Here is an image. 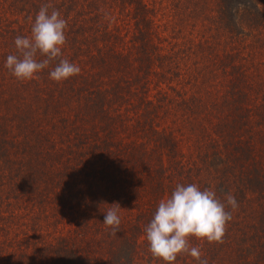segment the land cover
<instances>
[{"label":"trees","instance_id":"1","mask_svg":"<svg viewBox=\"0 0 264 264\" xmlns=\"http://www.w3.org/2000/svg\"><path fill=\"white\" fill-rule=\"evenodd\" d=\"M44 4L67 21L58 59L81 71L51 80L57 59L32 79L17 80L6 58L18 55L14 39L30 36ZM261 54L264 60V0H0V249L8 246L0 264H166L148 251L144 229L163 196L192 183L221 202L231 193L238 203L226 206L232 218L222 242L205 240L202 259L264 264ZM218 81L220 90L207 89ZM188 85L215 92V120L206 118L199 96L181 92ZM72 102L54 130L60 103ZM164 102V114L179 106L192 118L172 114L167 127L158 128L153 117ZM121 106L124 111L109 112ZM124 119L127 130L120 134L115 129ZM177 122L189 125L181 133L191 145L210 147L196 158L189 146L183 150ZM26 181L39 187V204L54 201L57 218L70 216L72 232L51 234L39 245L7 232L17 217L5 211L27 190ZM113 203L121 207L115 234L103 224ZM176 259L189 264L182 253Z\"/></svg>","mask_w":264,"mask_h":264},{"label":"clouds","instance_id":"2","mask_svg":"<svg viewBox=\"0 0 264 264\" xmlns=\"http://www.w3.org/2000/svg\"><path fill=\"white\" fill-rule=\"evenodd\" d=\"M66 27L67 21L57 9L48 4L42 5L35 16L30 36H17L14 39L18 55H8L5 68L17 80L32 79L61 56ZM38 55L45 59L38 61ZM80 71L79 66L68 59H58L49 72V79L62 82ZM226 206L232 209L238 207L231 193L226 195V202H221L214 191L201 190L195 183L177 184L171 194L159 202L144 229L148 251L153 258L161 259L166 264H172L181 253L190 255L198 264H208L207 259H202L200 248L190 245L189 238L195 237L209 243L222 242L226 224L232 218ZM120 208L118 203H113L104 213L103 224L110 227L113 234L119 230Z\"/></svg>","mask_w":264,"mask_h":264},{"label":"rangeland","instance_id":"3","mask_svg":"<svg viewBox=\"0 0 264 264\" xmlns=\"http://www.w3.org/2000/svg\"><path fill=\"white\" fill-rule=\"evenodd\" d=\"M261 56H262L261 60L264 61L263 60V54H261ZM257 57L260 58L259 55ZM261 70H264V69L261 68ZM221 77H222V75H219L216 78L219 79ZM224 79H225V77H222L220 81H223ZM220 81H218V83H216L215 85H213V84L208 85L207 89H209L211 91H213L214 89L217 91L220 90L221 89ZM148 82L150 85V90H149L148 94H149V97H153V95L155 96V94H156L155 85H152V82H153L152 79H149ZM222 86H223V84H222ZM168 91H171V90H168ZM171 92H174V91H171ZM181 92H183V93L185 92L186 96L189 95L190 93H193V94H196L197 96H199V101L202 103L201 107L202 106L204 107V113H205L206 118L209 119V122L211 119L215 120V117H214L215 110L211 107V102H210V100L212 98H215V96H214L215 92H207V90L206 91H193V90H191L190 85H188L186 87V91H181ZM176 95H178V94H176ZM174 98L177 99L178 97H174ZM72 105H74L73 102H72V104H69V105H66L64 103H60L61 112L56 113L54 115V117L52 118L53 122H54V126H55L54 130L58 129V126L60 125V121H59L60 116H64L68 113L67 112V106H72ZM166 106H168L167 102L166 103L164 102V104L156 107V110H158V111H157L156 115L153 117V124L155 126H157L158 128L167 127V125L170 122L168 116H172V114H177V116L179 118H185L186 116H184V114H186V115L189 114L187 116L189 118H192L189 110L183 111L181 108H179V106H176V107L171 106L170 107L171 110H169L168 113L164 114L162 112V110ZM119 110L124 111L123 107L121 106L119 108H116L115 110L111 109L109 112L112 113V112L119 111ZM128 114H130V110L128 111ZM200 117H201V114L197 115L196 119L198 120V119H200ZM124 122H125V124L123 125L122 129H120V126H117L115 129L120 134H124L125 131L127 130L126 124H128L129 121L124 119ZM40 126L43 127V123H40ZM177 126L179 128H175V130H174L175 136L177 138L181 139V143L183 144V147H182L183 150L186 151L187 147L189 146V149L191 150L194 158H196V156L198 154H201L202 152H204L205 150H207L210 147L205 141L198 142L196 144V146L191 145L192 141L190 142L189 139L186 138L181 133V130L182 131L183 130L188 131L189 125L187 123L177 122ZM46 127L51 128L49 126V124ZM210 127L211 126L207 127L206 133H208V131L210 130ZM123 128H125V129H123ZM151 145H152V141L151 142H145V146L150 147ZM81 155L83 156V151H82ZM33 170H34V168H33ZM23 185L28 187L27 190L25 192H22L21 194H19L17 200H14V197H13L11 199L12 203L10 204L8 209H6V211H5V212H7L8 210L11 209L17 217V218H15L14 222L11 223L9 231H7V232H11L10 235H12V232H16L19 238L27 237L30 240H34V242H36L39 245L41 243L40 242L41 240H44L45 238H49L51 236V234H55L58 232L64 233V234L67 232H72V226H74V224L70 223L71 222V220L69 218L70 216H68L67 213L64 215V217L62 214L61 218H57V213H55L56 209H55L54 201L49 200V201H46L44 203L39 204L40 202L38 203L36 200V195H37V191L39 190V187L34 188L32 184L31 185L28 184V181L24 182ZM75 187H76V185L73 186V188H75ZM165 198H167V196L162 197V199H165ZM146 200L147 199H146L145 195H143L142 199H140V201H144L145 206L143 208L146 207V204H147ZM134 211L136 212L135 208H134ZM52 218H57L60 220L52 223L51 222ZM0 232H3V231L0 230ZM31 232H34V233L32 234ZM23 233H25V235H23ZM142 236H143V234H141V237ZM0 238H1V236H0ZM193 239H194L193 243L189 239L190 245L193 247L200 248L201 252L204 251V247H205L204 241L205 240L196 239L195 237H193ZM27 244H28L27 251H31L32 250V242H28ZM214 248L216 249V253L221 252L219 245H217ZM7 250H8L7 245H3V247L0 249V263H2V260L5 259L6 254H7ZM146 254H147V252H146ZM142 255H143V253H142ZM99 257L100 256H98V258ZM182 257L186 260V263L198 264V261H196L190 255L182 253ZM176 260L174 262H176ZM178 260L180 262L181 259H178ZM223 261L226 262V259H224ZM174 262H172V264H174ZM94 264H104V263L97 262L95 260ZM134 264H147V263L144 262L143 260L139 259V260L135 261Z\"/></svg>","mask_w":264,"mask_h":264}]
</instances>
